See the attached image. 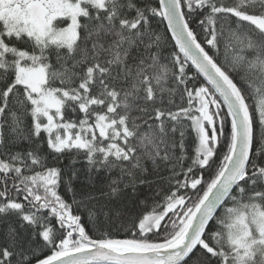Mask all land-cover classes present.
Returning a JSON list of instances; mask_svg holds the SVG:
<instances>
[{"label":"snow or ice","instance_id":"obj_1","mask_svg":"<svg viewBox=\"0 0 264 264\" xmlns=\"http://www.w3.org/2000/svg\"><path fill=\"white\" fill-rule=\"evenodd\" d=\"M0 264H264V0H0Z\"/></svg>","mask_w":264,"mask_h":264}]
</instances>
